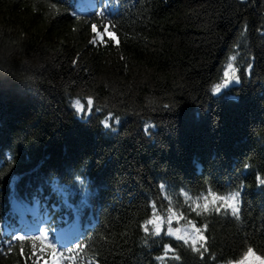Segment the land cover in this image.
I'll list each match as a JSON object with an SVG mask.
<instances>
[{
    "label": "trees",
    "instance_id": "16d2710c",
    "mask_svg": "<svg viewBox=\"0 0 264 264\" xmlns=\"http://www.w3.org/2000/svg\"><path fill=\"white\" fill-rule=\"evenodd\" d=\"M108 2L0 0V264H32L15 236L40 230L75 264L264 258V0Z\"/></svg>",
    "mask_w": 264,
    "mask_h": 264
},
{
    "label": "snow or ice",
    "instance_id": "6c2138e0",
    "mask_svg": "<svg viewBox=\"0 0 264 264\" xmlns=\"http://www.w3.org/2000/svg\"><path fill=\"white\" fill-rule=\"evenodd\" d=\"M114 25L112 23L108 24V28L110 31H113ZM246 30V29H245ZM97 31L103 32V30H99L97 27ZM104 41L96 42L93 41L92 45H102ZM118 47V45H117ZM238 57L236 55H232L228 58V63L226 64L225 68L223 69V74L226 72L227 75H223L224 78V84L216 83L213 85V91H219L220 89H224L227 85V82L229 80L235 81L236 79H240V71L241 69L237 66L235 63L237 61ZM93 105V100L91 97L87 99V109L84 103H81L80 99L75 100L74 102V108L78 112H86L88 110V106ZM105 126L109 125V122L105 120ZM261 181H264V178H262ZM262 186H264V183H261ZM215 195V193H213ZM172 218L174 219H181L183 217V214L177 216L175 212H172ZM150 221L146 220L143 225H140L139 227L143 229L144 232H150L151 230L148 228V223ZM195 228L196 226L193 225ZM164 231L162 226H159V228H155V232L157 234L162 233ZM175 235H181L180 230H175ZM16 241L24 242L25 240L31 241V257H32V264H65V261H69V264H75V261L77 259V255L74 253H79L83 251L84 245L80 243H75V249L71 248L70 246H65L68 248V255H65V252L62 251L60 248L57 247V243H54L52 239L49 238V233L46 231L40 230L39 235H33V236H25L23 234H17L15 236ZM192 244L195 246L197 242L191 241ZM11 247V244L9 245ZM23 249L21 248V251ZM174 249L171 247V245H166L165 250L163 252L162 256L156 257L158 260H164L165 257L169 256V253L174 254ZM175 258V255H174ZM89 264H99L98 260L96 258H93L90 260Z\"/></svg>",
    "mask_w": 264,
    "mask_h": 264
},
{
    "label": "rangeland",
    "instance_id": "374dc122",
    "mask_svg": "<svg viewBox=\"0 0 264 264\" xmlns=\"http://www.w3.org/2000/svg\"><path fill=\"white\" fill-rule=\"evenodd\" d=\"M105 2L107 1L108 2V0H104ZM77 4L78 5H81L82 7H84V8H86L87 6H86V4H87V0H77ZM109 5L110 6H112V4L111 3H109ZM96 15H98L97 14V11L93 14V16H96ZM98 16H100V15H98ZM226 66V65H225ZM223 75H227V73L225 72L224 74L222 73V77H221V79L219 80V82L218 83H221V84H224V78H223ZM236 81V80H235ZM235 81H232V80H229L228 82H227V85H226V87H228L229 85H231L232 83H234ZM225 87V88H226ZM221 90H223V89H220L219 91H221ZM225 201L226 200H224V203H225ZM229 209H231L230 207H228ZM170 215L167 217V219H165V220H167V221H170ZM154 218H155V220H154ZM164 218H160V217H158V216H154L153 217V219L151 220V224H152V227L155 229L156 227H157V224H156V222L155 221H158L159 222V226H162L163 227V229H164V232H166V233H168V234H171V235H173V236H175V237H178V238H181V239H183V240H186V239H184V235H185V233H188V234H198L199 235V239L198 240H200L201 239V233H200V230L197 228V227H193V225L194 224H189V223H187V224H177L176 226H170V225H168V226H166V222L163 220ZM175 230H180V232H181V235H175ZM197 240V241H198ZM188 241H190L191 242V240H188ZM248 253H252V254H254V255H256V256H258V257H260L262 260H264V258L258 253V252H256L254 249H252V248H250V247H248L242 254H241V256L239 257V258H237L236 260H232V261H229V262H226L225 264H246V257H247V255H248ZM247 264H255V261H251V260H247Z\"/></svg>",
    "mask_w": 264,
    "mask_h": 264
},
{
    "label": "clouds",
    "instance_id": "9594fccd",
    "mask_svg": "<svg viewBox=\"0 0 264 264\" xmlns=\"http://www.w3.org/2000/svg\"><path fill=\"white\" fill-rule=\"evenodd\" d=\"M260 183H264V181H260ZM209 196L212 197V201H215V200L220 198L216 195H213V193H211V192L209 193ZM239 198H240V192H235L234 194L228 196L226 201H225V207H230L234 214L237 212V205L239 204ZM201 207L203 208V206H201ZM169 215H170V217H172V215H173L171 209H169ZM154 220H155V218H154ZM155 222L157 224V228H159V222L158 221H155ZM184 239L191 240L193 242H197V240L199 239V235L198 234L185 233ZM247 260L255 261V264H264V260H262L260 257L254 255L252 253H248V255L246 257V264H247Z\"/></svg>",
    "mask_w": 264,
    "mask_h": 264
}]
</instances>
